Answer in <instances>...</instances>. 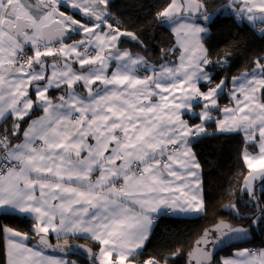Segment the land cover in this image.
Wrapping results in <instances>:
<instances>
[{
    "label": "snow or ice",
    "instance_id": "6c2138e0",
    "mask_svg": "<svg viewBox=\"0 0 264 264\" xmlns=\"http://www.w3.org/2000/svg\"><path fill=\"white\" fill-rule=\"evenodd\" d=\"M108 2L0 0V123L13 119L0 128V213L27 214L34 222L33 236L0 228L7 264H76L67 257L83 247L68 243L77 237L97 244L98 252L85 249L91 264H132L161 207L176 215L206 213L192 141L209 135V122L218 133L242 132V158L248 169H260L250 171L242 187L233 190L230 182V191L258 203V178L264 198V53L243 73L214 82L210 68L226 64L230 54L212 60L202 42L215 15L212 5L171 0L158 18L180 37L171 49H182L180 60L150 65L121 47L123 38L142 42L121 31L123 22L107 10ZM221 7L264 25V0H229ZM259 32L264 35V27ZM74 34L81 38L68 43ZM225 92L234 107L221 108ZM37 109L43 114L33 119ZM222 207L253 226L264 222V207L256 219L241 216L235 204ZM249 231L224 221L205 229L189 264H217L210 249ZM52 234L64 243L50 244ZM33 239L36 247H28ZM46 248L59 255L46 256ZM219 264H264V249H238Z\"/></svg>",
    "mask_w": 264,
    "mask_h": 264
},
{
    "label": "trees",
    "instance_id": "16d2710c",
    "mask_svg": "<svg viewBox=\"0 0 264 264\" xmlns=\"http://www.w3.org/2000/svg\"><path fill=\"white\" fill-rule=\"evenodd\" d=\"M170 2L171 0H109L107 10L115 19L123 22L121 31L134 33L142 42L138 45L130 39L123 38L121 47L143 55L149 64L155 66L177 59L176 53L173 54L171 51L176 44L175 35L169 24L158 18V13L162 12ZM208 2L212 5L209 13H215L212 21L207 25L210 31L204 39L205 46L211 53L210 59L216 60L218 54L222 52L230 54L226 64L210 68V71L216 73L214 82L218 83L225 76L232 77L243 73L249 68L253 59L264 53V35H261L252 25L239 22L233 13H228L229 9L221 7L229 3V0H208ZM39 112L37 109L33 117ZM186 117L193 123L200 122L189 114H186ZM12 123L13 119L10 118L2 122L0 128L10 127ZM27 125L28 123H25L23 128L26 129ZM216 128L215 122H209L207 125L209 135L200 137L192 143L202 168L207 212L198 217L159 216L149 241L134 260L135 264H142L150 257L159 258L162 254L170 257L166 264H186L188 252L194 241L206 227L220 220H228L234 224L249 227L253 240L219 252L215 258L217 264L220 257L230 256L236 248L250 246L252 249H264V222L253 226L252 220L235 216L222 207L224 204H235L241 216L252 215L253 219H256L261 215L260 208L264 207V198L261 197L260 180L255 185L258 203L251 201L247 194L242 195L239 192L233 194L230 191L229 183L232 182L233 190L237 184L242 187L243 180L250 171L242 158L245 148L244 135L241 132L218 133ZM19 142V140L16 141V143ZM249 150L255 149L249 148ZM33 223L32 218L28 216L0 213V228L8 226L33 236L31 232ZM4 236V233L0 231V264H7ZM75 239L82 242L80 238ZM30 243L37 244V241L33 239ZM94 247L97 248V246ZM176 253L179 254L173 255ZM69 258L72 259L75 256L69 255ZM80 260L89 264L84 259Z\"/></svg>",
    "mask_w": 264,
    "mask_h": 264
},
{
    "label": "crops",
    "instance_id": "0c3cea01",
    "mask_svg": "<svg viewBox=\"0 0 264 264\" xmlns=\"http://www.w3.org/2000/svg\"><path fill=\"white\" fill-rule=\"evenodd\" d=\"M229 13V12H228ZM230 14V13H229ZM238 19V18H237ZM239 20V19H238ZM239 22H246V23H248L249 24V22L248 21H246V20H239ZM253 27H255L256 29H258L259 30V28H261V27H264V25H260L259 23H257V24H255V25H252ZM172 29V28H171ZM210 31V30H209ZM174 33V32H173ZM209 33V32H208ZM208 33H204V34H201L202 36H203V43H204V38H205V36L208 34ZM174 35H175V41H176V44H175V47H177L178 46V44H179V42H180V37H178L175 33H174ZM81 37H80V35L79 34H74L73 36H72V38H71V40H69V41H67L68 43H71L72 41H74V40H78V39H80ZM204 45H205V43H204ZM206 47V46H205ZM176 55H177V59H175V60H172V62L173 63H175V64H178L179 63V60H180V56H181V53H182V49H180V50H177L176 52ZM141 57H143V58H145L143 55H141V54H139ZM146 59V58H145ZM150 65H152V64H150ZM206 90V89H205ZM52 92H54V94H51ZM33 95V99H35V95H34V93L32 94ZM50 95L52 96V97H55V96H57V95H59V93L57 92V91H51L50 92ZM222 97H224L223 98V100L221 99ZM225 100V101H224ZM226 100L228 101L227 103H226ZM219 104H220V106H221V108H223L224 106H229V107H234L235 105H234V103L233 102H231L230 101V97H229V95H227L226 94V92L225 93H221V95H220V97H219ZM199 107H196L195 108V111L196 112H199ZM40 111V110H39ZM43 113L40 111L39 112V114L38 115H36V116H34L33 117V119H35V118H37V117H39V116H41ZM190 116H192L191 114H189ZM213 116H221V113H216V112H214L213 113ZM193 117V116H192ZM183 119H185V120H189V118L188 117H186V114L182 117ZM29 123H30V121H29ZM1 124V123H0ZM27 127H28V125H27ZM26 127V128H27ZM206 129H207V126H206ZM207 131H208V129H207ZM209 132V131H208ZM233 133V132H232ZM242 133V132H241ZM243 134V133H242ZM244 135V134H243ZM21 142V141H20ZM192 143H193V141H192ZM193 150V149H192ZM249 150V149H248ZM194 151V150H193ZM250 152H253V154H255V150H249ZM196 155V154H195ZM196 160L198 161V163H199V165H200V162H199V160H198V158H197V156H196ZM245 162V161H244ZM246 163V162H245ZM260 170V169H259ZM198 174L200 175V177H201V182H202V191H203V195H204V187H203V177H202V168H201V165H200V168H199V172H198ZM205 198V197H204ZM12 214H16V215H21V216H28L27 214H19V213H12ZM161 215H172V216H176V217H191V216H185V215H176V214H173L172 212H171V210H166V209H164L163 207H161V209H159L158 210V212L157 213H155L154 214V223H153V225H152V228H151V234H152V231H153V228H154V226H155V222H156V219L159 217V216H161ZM28 217H30V216H28ZM31 218V217H30ZM5 228H11V227H8V226H6ZM13 229V228H12ZM15 230V229H14ZM17 231V230H16ZM20 232V231H19ZM20 233H22V232H20ZM22 234H24V233H22ZM5 235V234H4ZM51 238H52V241H64V238H60L59 240L55 237V235L54 234H52V235H49ZM151 236V235H150ZM50 238V239H51ZM77 238H80V239H82V242H85L86 244H88V245H90L91 247H93L94 248V250L96 251V252H98L99 251V248H98V246H97V244L93 241V240H91V239H88V238H86V237H77ZM72 240H77V239H75V238H69L68 239V241H71V242H78V241H80V240H77V241H72ZM147 244V243H146ZM36 245L37 244H31L30 242L28 243V247H36ZM94 246H97V248H95ZM41 247H43V246H41ZM145 247V246H144ZM143 250V249H142ZM141 250V251H142ZM44 254L46 255V256H58L59 255V253H53V252H51V251H48V250H46V249H44ZM6 259L8 260V253H7V245H6ZM67 259H70L69 258V256L67 257ZM80 259H84V258H82V257H79V256H75V258H72V259H70V260H73V261H75L76 262V264H86V263H84V262H82ZM85 260V259H84ZM87 263H89V264H91V261H87V260H85ZM132 264H135V261H132Z\"/></svg>",
    "mask_w": 264,
    "mask_h": 264
},
{
    "label": "water",
    "instance_id": "95a60500",
    "mask_svg": "<svg viewBox=\"0 0 264 264\" xmlns=\"http://www.w3.org/2000/svg\"><path fill=\"white\" fill-rule=\"evenodd\" d=\"M126 39H128V38H126ZM220 221H224V222L230 223V224H232L234 226H237V227L242 226V227H245V228H249V227H247L245 225L234 224V223H232V222H230L228 220H220ZM220 221H218L215 224H212V225L206 227L205 229L214 228ZM204 230L202 231V233L200 234V236L197 239L201 238V236L204 233ZM249 230H250V228H249ZM48 239H49V243L52 244V245H55V244H58V243L59 244H63L64 243V241H52L50 239V237H48ZM197 239L194 241L191 250L188 252L186 264H189V260H190L189 253L193 252V249L196 246ZM252 240H253V236H252V233H251V230H250L249 231V234L247 235L246 238H244L242 240H225L223 243L219 244L215 248H211L210 250L212 251L214 257L216 258V256L218 255L219 252L224 251V250H226V249H228V248H230L232 246H239V245H244V244L250 243V242H252ZM68 243L69 244H75V245H81V246H83L80 249L74 250L73 253L71 254L72 256H79V257L84 258L87 261H91L90 258H89V256H88V254H87V252L85 251V249H90L92 251H95L93 247H91L90 245L86 244L85 242H71V241H68ZM46 250L51 251V252H54L50 248H46Z\"/></svg>",
    "mask_w": 264,
    "mask_h": 264
},
{
    "label": "rangeland",
    "instance_id": "374dc122",
    "mask_svg": "<svg viewBox=\"0 0 264 264\" xmlns=\"http://www.w3.org/2000/svg\"><path fill=\"white\" fill-rule=\"evenodd\" d=\"M230 14L232 13L231 11L229 12ZM206 37V36H205ZM205 39V38H204ZM250 171H256L257 173H259V167H257L255 170H250ZM250 171H249V173H250ZM249 173L247 174V176L249 175ZM259 181V179L257 178L255 181H254V186L256 185V183ZM233 247V246H232ZM231 248V247H230ZM245 248H247V249H252L250 246L249 247H241V248H236L235 249V251L236 250H238V249H245ZM253 250H255V249H253ZM232 256V254L230 255V256H222V257H220L219 258V260H218V264H219V262H220V259L221 258H226V257H231ZM161 264H164V263H161Z\"/></svg>",
    "mask_w": 264,
    "mask_h": 264
},
{
    "label": "built area",
    "instance_id": "2783aa9c",
    "mask_svg": "<svg viewBox=\"0 0 264 264\" xmlns=\"http://www.w3.org/2000/svg\"><path fill=\"white\" fill-rule=\"evenodd\" d=\"M193 141H197V139L193 140ZM157 220V219H156Z\"/></svg>",
    "mask_w": 264,
    "mask_h": 264
},
{
    "label": "clouds",
    "instance_id": "9594fccd",
    "mask_svg": "<svg viewBox=\"0 0 264 264\" xmlns=\"http://www.w3.org/2000/svg\"><path fill=\"white\" fill-rule=\"evenodd\" d=\"M198 140V139H197ZM193 142H195V141H193Z\"/></svg>",
    "mask_w": 264,
    "mask_h": 264
}]
</instances>
